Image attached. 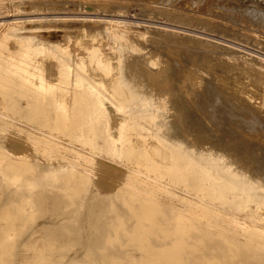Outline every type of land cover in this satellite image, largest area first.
<instances>
[{
    "label": "bare ground",
    "instance_id": "bare-ground-1",
    "mask_svg": "<svg viewBox=\"0 0 264 264\" xmlns=\"http://www.w3.org/2000/svg\"><path fill=\"white\" fill-rule=\"evenodd\" d=\"M52 1L78 9L94 3ZM45 2L0 0V10L12 5L23 12ZM26 13L15 18L46 16ZM101 17H109L104 34L90 33L84 43L76 39L89 30L79 29L57 52L33 46L18 29L0 36V264H264V59L242 51L229 62L243 77L225 96L192 68L173 76L175 63L171 68L167 56L145 47L149 28ZM202 39L198 44H213ZM188 101L208 125L199 127L196 115L183 110ZM220 123L233 135L211 141L212 134L209 146L201 145L199 132ZM238 131L243 144L232 139ZM240 144L255 145L258 155L237 150ZM101 156L119 164L117 181L95 176L105 167ZM252 243L259 248L251 251Z\"/></svg>",
    "mask_w": 264,
    "mask_h": 264
},
{
    "label": "rangeland",
    "instance_id": "rangeland-1",
    "mask_svg": "<svg viewBox=\"0 0 264 264\" xmlns=\"http://www.w3.org/2000/svg\"><path fill=\"white\" fill-rule=\"evenodd\" d=\"M48 1H50L49 2L50 4L48 2H45V5L47 4L46 6L48 9L47 8L45 9L46 6H43L41 4H39L40 5L39 6L37 4L36 6H33V7L27 6L26 10H24L23 12L21 11L22 8L20 9V7H15V6L13 7L12 5H9L10 8L8 6L5 9L3 8L2 10H0V36L2 34L11 36V34H7V33L11 32L14 34L13 29H18L20 31H15V34L20 33L21 36H24V38L27 37L26 40H28L30 42V44H32L33 46L40 48V49H46L50 52H57V50L61 49L59 44L65 42L66 36L74 37L81 29L85 28V30L87 29L86 31L89 30L88 31L89 35H87L88 38H87V36H79L76 40L82 41L84 43L89 42L90 40L93 39V38H91L92 36L90 35V33L99 32V33L104 34L103 31L105 29L103 28V26H106V25L103 22L106 20L105 18H109V17L104 18L101 16H108V15L109 16H117V17L121 18V22L126 23V24L128 23L129 25L132 24V26L134 28H139L140 30H143L145 27L149 28L148 31L152 34V37L150 38V41H148V44L155 42V44H157V45L154 44V46H153V47H155L154 49H151L153 43H152V45L150 44L151 46L146 44L145 47H147V49L150 48V50H153V51L158 50L159 52L158 51H156V52L159 53L160 55H162L163 57L165 56L164 59H166L167 61H168V59H170L168 62H171V64H170L171 68L173 67L172 65H174V63H175V65H174L175 69H173L172 73L176 72L177 74L178 73L179 74L174 75L171 73L173 76H177V77L183 76L184 72H187V70L189 68H192L196 72L198 77H200L201 79L203 78V79H208L212 82H216L218 84L217 87L218 88L221 87L220 91L222 93V90H223L225 94L224 93H222V94L225 96H227L229 94V92H230L229 96H231L232 91H230V90L235 88V85L237 84L238 79L243 77V73L240 71V69L237 68L235 65H230L229 62H233V61L236 62L238 59H240L242 51H243V53L245 51V54H246V52L250 53V54L247 53V55H251L254 57L257 56V58L262 59V60L264 59L263 58L264 57V44H263L264 43V39H263L264 36L262 35V34H264V31H263L264 30L263 29L264 28V0H222V1L218 0V2H216V0H202V3L206 2V3H204L206 5L208 3V6L206 9L204 6H203L204 9H203V7L201 8L199 4H198V6H197V4L191 5L192 3L190 4L189 0H187L189 3L186 0H185V2H184V0H97V2H96V0L95 1L89 0V1L94 2V3L92 2L93 7H91L92 5H89L86 8V5L84 6V4H82V5L79 4V9L77 6L78 4L75 3L76 4L75 5V4H73L74 2H72V1L64 3L65 5L63 4L61 6V8H59L60 5H58L56 2H55L56 3L55 4L54 1H52V0H48ZM208 1L212 5L209 6ZM98 2L101 3L102 5L99 4ZM153 2H156V3H153ZM150 3H153V4H150ZM181 3H183V5H181ZM186 3L189 5H187ZM213 3H215V5ZM218 3L221 5V8H220V5ZM149 4H150V6H149ZM156 4H157V6H156ZM216 4H218V5H216ZM154 5H155V7H154ZM213 5H214V7H213ZM97 6H99V7L97 8ZM145 6L147 8H144ZM159 6H161V7L159 8ZM181 6H182V8L187 7L185 13H183ZM174 7L175 8L178 7L177 10ZM29 8H30V10H29ZM83 8H85V9H83ZM88 8H89V10H88ZM153 8H154V10H153ZM155 8H158L160 10H157V9L155 10ZM161 8H162V10H161ZM197 8H198V10H197ZM211 8H212V10H210ZM224 8H226V9L228 8L226 12H225ZM14 9H15V11H14ZM31 9H33V10H31ZM39 9L40 10L44 9V11L40 12V11H38ZM164 9H165V11H164ZM253 9H256V11H254ZM18 10L20 13H26V11H27V13L25 15H28V14L29 15H33V14L34 15H38V14L41 15L43 13V15H46V16L41 18V19L37 17L41 21L37 20V18H35V17H31V18H27V20L25 18L24 19L21 18L22 21H21V19H19L20 22H18V20L15 18V17L19 16V15H16L17 13L19 14ZM172 10L174 13H172ZM204 10H206L205 11L206 15H204L205 13H203ZM230 10H231V13H230ZM232 10H234V12L237 13L236 16L234 15L235 13H233ZM236 10H237V12H236ZM147 11L149 12L150 16L148 15ZM167 11L169 12V14L167 13ZM193 11H195V12H193ZM198 11H200L199 12L200 14H203V15H200V19L198 16V14H199ZM217 11H219V13ZM239 11H240V13H239ZM96 12L98 13V15ZM165 12L168 14V16ZM250 12L251 13L255 12V13L251 14ZM256 12H258V13L261 12V13L256 14ZM100 13H102V14H100ZM153 13H154V15H153ZM155 13H157V15ZM171 13H172L173 17L171 16ZM175 13L177 15L179 14V16L175 15ZM13 14H14V16H13ZM220 14H222V16ZM249 14H250V16H248ZM54 15H56V16H54ZM187 15H189V17L191 16L192 19L188 18ZM239 15H241L240 16L241 19H240ZM256 15L262 16L263 19L261 17L259 18V16H256ZM82 16H83V18L85 17V20L82 18L80 21H83V20L84 21L80 22L78 18H81ZM98 16H99L100 22H98L99 21ZM195 16L198 19H196ZM230 16H232V18H230ZM252 16H253V18H251ZM254 16H256V17L254 18ZM5 17L10 18V20L9 19L2 20ZM76 17H78V18H76ZM90 17L91 18L93 17L94 21H92L90 19ZM204 17H205V19H204ZM237 17H239V19L241 20L240 22H239V19ZM44 18H46V19H44ZM48 18H50V19L48 20ZM167 18H168V20H167ZM249 18H250V20H249ZM11 19H13V21ZM14 19L17 22H15ZM28 19L33 21V23H31V21H29ZM42 19H44V20H42ZM74 19H76V20H74ZM95 19L98 21L95 22ZM255 19L258 20V21H256V23H258V24H255ZM259 19H260V21H259ZM24 20H26L27 22H25ZM233 20H235V21H233ZM243 20H244V23H243ZM23 22H25V23L23 24ZM79 22H80V24H79ZM101 22H102V24H99ZM219 22H220V24H219ZM260 22H262L261 24H262L263 28L261 27ZM16 23H18V24H16ZM236 23H237V25H236ZM172 24H173V26H172ZM239 24H241L242 26ZM253 24H255V25H253ZM220 25H222V26H220ZM243 25H244V27H243ZM256 25H258V26L260 25V26L257 27ZM236 26L237 27L241 26L243 29H239L241 27H239L237 29ZM253 27L255 29L256 28L257 29L254 30ZM77 30H79V31H77ZM157 30H161L162 33H161V31L158 32ZM236 30L239 33H237ZM92 31H94V32H92ZM168 31L170 34L168 33ZM250 31H251V33H250ZM156 32L160 33V35H157ZM240 32H243V33L240 34ZM252 32H253V34H252ZM255 32H258V34L256 33L257 35H255L254 34ZM167 34H168V36H167ZM244 34L253 35L254 37H256V40L245 39ZM259 34H261V35H259ZM261 36H263V37H261ZM199 39H202V40L209 39L210 42H212L213 44L210 46H204V45L198 44L197 41ZM209 40H207V41H209ZM106 41H107L106 38L103 39V42H106ZM261 41H263V42H261ZM160 44L163 46H161ZM253 45L255 48L257 46V48L261 51L259 52V50L257 48L255 49L253 47ZM196 48H199V49L202 48L204 51L198 50ZM252 50H254V51H252ZM205 51H206V53H204ZM79 52H81V50H79ZM200 52L202 54H200ZM197 53H199L200 55H198ZM205 55H206V57H205ZM166 56L168 57V59ZM199 57H201V58L199 59ZM173 59H175V60H173ZM171 60H173V64H172ZM218 61L223 62L224 64H227V67H222L221 65H218L217 64ZM182 62H183V64H182ZM176 63H179V65ZM184 63H185V65H184ZM189 63H192V64L189 65ZM212 63H216V64H213V66H212ZM183 65H184V67H183ZM194 65H196V66H194ZM201 65H202V67H201ZM177 66H179V67L181 66L180 69ZM186 66H188L187 69H186ZM177 71H179V72H177ZM207 71L209 73H207ZM212 73H213V75H212ZM201 75H202V77H201ZM211 76H212V78H211ZM221 77H223V78H221ZM218 78H219V80H218ZM171 85L173 86V89L176 87H177V89L181 88L180 83H179V86H178V83H175V86H174V83H171ZM222 85H223V87H222ZM229 88H231V89L229 90ZM227 89L229 92L227 91ZM191 103H193V102L188 101V104L186 103L184 105V109H183V107H182V109L185 111V109L188 107L189 110L186 109V111H189V113H191V116L193 115L192 118L194 117V115H196L195 117H197V119H199V122H200L199 127L201 124H203L204 126L208 125L206 123V121L204 123V120H201L203 118L202 114L200 112L196 111L194 109V107H192L193 105ZM190 104H191V106H190ZM106 107L112 108L111 105H107ZM184 116H182V117L184 120H186V122L184 121V124H186V123H188L187 116L186 115H184ZM199 116H200V118H199ZM223 124L227 129L228 127L226 126V123H223ZM223 124L222 123L219 124L222 127V130H221L220 126L217 125L216 127H214L215 128L214 131L208 130L203 126V129L205 128V130H204L205 132L202 130V132L200 131L198 134L199 135L198 136L199 141H200L201 145L209 146V144L211 143V141H213V139H215V140H217V139L219 140L221 138L222 139L225 138V140L229 139V137L231 135H233V134H231L233 132H231L229 129H227L228 130L227 131L225 129V127L223 126ZM179 130L181 131V128H179L178 130L176 129V131L171 130L170 133H171V135H174V137H177L176 133L178 131V134H179V132H180ZM218 130H220V133H218L219 132ZM223 130H224V132L222 133ZM206 132H207V134H206ZM203 133H204L203 137H206V138H204L202 140ZM212 134H213V136H212ZM222 134H226V135L223 136ZM228 134H230V135L227 137ZM235 135L236 136H232V139L234 141L238 139L237 141L242 142L241 144H243V142L245 141V134H243L241 131H238V132H236ZM207 136L209 137L208 139H210V137L212 136L211 141H209L207 139ZM237 136H239V138L240 137H242V138L239 139ZM260 136H259V138H258V136L257 137L254 136L251 139L253 140V138H254L255 141L262 142V137H260ZM247 137L248 136L246 135V138ZM186 138L191 140V141L193 140V138L191 137V134H189V135L186 134ZM201 140L204 141L203 144H202ZM242 140H244V141H242ZM207 141H208V143H207ZM249 141H251V140H249ZM241 144L239 145L240 147L236 148L237 150L238 149L241 150V148H242V150L243 149L245 150L246 144L244 146ZM247 146H248V144H247ZM254 146L255 145H253V146L249 145L247 147V149H249V147H250V150H245V151L250 152L252 150L251 147L253 148ZM244 150H243V152H244ZM255 152L258 155V151L255 150ZM255 152L252 153V151H251L250 154L249 153H247V154L251 155L252 157L253 156L255 157V156H257L255 154ZM261 154L264 155V151ZM101 161H102V163H100V164H105V167L102 170L97 169L95 176L98 178L99 177L103 178L109 182L117 181L121 175V170L119 168V164H115V163L108 161L105 156H101ZM258 248H259V246L255 243H252L249 247V249L251 251L256 250Z\"/></svg>",
    "mask_w": 264,
    "mask_h": 264
}]
</instances>
